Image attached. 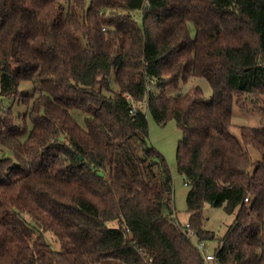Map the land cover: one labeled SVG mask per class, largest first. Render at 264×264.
I'll return each instance as SVG.
<instances>
[{
	"label": "trees",
	"instance_id": "1",
	"mask_svg": "<svg viewBox=\"0 0 264 264\" xmlns=\"http://www.w3.org/2000/svg\"><path fill=\"white\" fill-rule=\"evenodd\" d=\"M0 96L26 107L1 109L0 264H206L147 114L182 133L187 224L214 264H264V0H0ZM233 105L259 126L235 137ZM207 204L234 215L222 237Z\"/></svg>",
	"mask_w": 264,
	"mask_h": 264
},
{
	"label": "rangeland",
	"instance_id": "2",
	"mask_svg": "<svg viewBox=\"0 0 264 264\" xmlns=\"http://www.w3.org/2000/svg\"><path fill=\"white\" fill-rule=\"evenodd\" d=\"M90 0H86L88 3ZM192 32V27L190 28ZM197 85L203 91L205 99L209 102L211 99V88L208 82L204 78H192L187 84L183 86V90L187 91L191 86ZM32 84L30 81H23L19 87V93L23 95H30L32 92ZM23 100L21 97L14 100L12 97L0 96V119H6L8 115L2 111V108H8L13 106L14 113H25L26 107L23 104H17L18 101ZM148 119V131L150 144L161 153L165 158L172 176V188H173V200L175 213L178 221L184 225L188 222L189 214L186 211V195L188 187L184 184V178L179 174L176 164V150L178 142L181 140L182 133L178 128L174 120L168 121L164 126H159L147 114ZM262 119V114L257 109H240L238 106L233 105L232 108V127L231 132L235 137L239 136L240 127L256 128L259 126ZM23 139V138H22ZM24 140V139H23ZM3 149L0 156L13 158L10 150ZM249 151L254 161L260 159L259 153L253 148L249 147ZM5 178L0 176V181H4ZM203 228L210 232L215 233L218 237H222L227 228L233 223L234 215L228 214L225 211V205L215 207L212 205H205L202 212ZM264 219V213H263ZM264 238V228H263ZM53 248L58 249V243L54 240H48ZM217 246V240L207 241L206 248L209 253H213ZM207 264H214L209 262Z\"/></svg>",
	"mask_w": 264,
	"mask_h": 264
},
{
	"label": "built area",
	"instance_id": "3",
	"mask_svg": "<svg viewBox=\"0 0 264 264\" xmlns=\"http://www.w3.org/2000/svg\"><path fill=\"white\" fill-rule=\"evenodd\" d=\"M245 201H247V198H245ZM185 228V234L186 236L193 241L195 247L197 248V251L200 253L202 256L204 262L207 264L209 262H215V258L213 254L209 253L206 248V242L198 240L196 238V233L190 228L189 224L184 225Z\"/></svg>",
	"mask_w": 264,
	"mask_h": 264
}]
</instances>
